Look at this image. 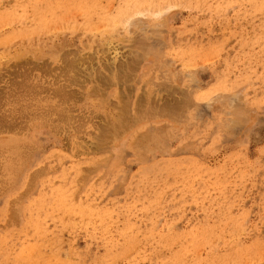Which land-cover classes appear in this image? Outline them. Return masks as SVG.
<instances>
[{"label": "rangeland", "instance_id": "1", "mask_svg": "<svg viewBox=\"0 0 264 264\" xmlns=\"http://www.w3.org/2000/svg\"><path fill=\"white\" fill-rule=\"evenodd\" d=\"M0 264H264V0H0Z\"/></svg>", "mask_w": 264, "mask_h": 264}, {"label": "bare ground", "instance_id": "2", "mask_svg": "<svg viewBox=\"0 0 264 264\" xmlns=\"http://www.w3.org/2000/svg\"><path fill=\"white\" fill-rule=\"evenodd\" d=\"M60 6H61V5H60ZM128 7H129V8H130V7H131V8H134L135 6L128 5ZM124 13H125V16L127 17V16H128V15H127V13H128V9L125 10ZM65 22H66V21H65ZM51 47H52V46H51ZM79 56H80V55H79ZM79 56H78V57H79ZM61 57H63V56H61ZM73 57H75V56H73ZM78 57H77V58H78ZM81 58H82V57H81ZM86 58H87V57H86ZM63 59H64V57H63ZM66 59H67V55H66ZM70 59H71V58H69V60H70ZM73 59H74V58H73ZM73 59H72V60H73ZM72 60H71V61H72ZM81 60H82V59H81ZM62 62H64V61H62ZM72 62H73V61H72ZM75 62H76V61H75ZM65 63H66V62H65ZM65 63H64V65L66 66L67 64L69 65L71 62H70V63H67V64H65ZM60 65H61V64H60ZM64 65H63V68H64ZM58 66H59V65H58ZM66 68H67V67H65V69H66ZM60 69H61V68H60ZM65 69H61V70H65ZM69 69H70V67H69ZM56 76H57V75H56ZM66 80H67V79H66ZM69 81H70V80H69ZM65 85H66V84H65ZM56 92H57V91H56ZM151 110H153V109H151Z\"/></svg>", "mask_w": 264, "mask_h": 264}]
</instances>
